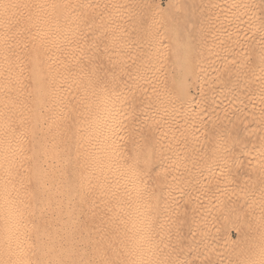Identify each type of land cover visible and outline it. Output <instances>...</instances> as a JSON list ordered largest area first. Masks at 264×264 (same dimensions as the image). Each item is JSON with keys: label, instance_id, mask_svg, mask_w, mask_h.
<instances>
[{"label": "bare ground", "instance_id": "1", "mask_svg": "<svg viewBox=\"0 0 264 264\" xmlns=\"http://www.w3.org/2000/svg\"><path fill=\"white\" fill-rule=\"evenodd\" d=\"M122 1L125 2V0ZM74 2L76 4V0H0V97L7 98L6 101L11 102V106L16 109H13L14 111L12 112L17 113H14L16 116L19 115V118H22L23 116L22 121L23 119H26L27 127L25 124L24 125L26 130H28V133H26L25 130L24 131L26 133L25 135L28 134L27 138L29 139L28 141H26L29 148L26 155L27 158H30L28 159L30 161V164L28 163L29 168H25L24 171L27 169L26 172L28 173V176L26 175L27 173L25 175L30 179L29 181H31V185L29 184L28 186V202L24 200V197H26V195L24 197L22 195V199L24 198L23 201L28 203L27 208L32 211L31 213H33V211L35 210H39L37 212H34L36 216L34 220H32V216H30L31 220L28 218L27 221H31L29 223V230H37L38 233H42L44 231L42 230V227H46L49 220H55L53 224H55L56 226H51H53V229L54 227H57L60 236L64 235L67 239L65 240L66 242L64 243V245L60 244L59 248H57L58 250L56 249L54 251L59 258L75 259L79 255V250L81 248H77V245L75 246L73 240L76 237L75 235L72 236V233L73 231H76V233L78 232L80 235H82L83 233L85 234L86 231L87 235L88 232H90L88 238L92 237L91 239L94 241V246L93 243L91 244L92 246L90 245L91 247H93L92 249H94V255L98 253L99 255H97L99 257L100 255L102 256L107 252V256H109L110 253H112V257L113 255H116L117 258L121 259L122 264H142L145 256L147 258V255H150L148 254L150 248L147 246L150 245L149 243L151 242V240H153L157 234H165L164 232L166 231L168 226H170L172 221V219H170L171 217L167 216L168 214L166 215L167 217L165 216L166 218H163L164 213H162V211L160 212L157 206H161L162 209L159 208L161 210H163L164 206V209L167 210L170 204L175 200V194H173V192L175 193L174 190H177V188L173 187V189L168 185V181L173 176L171 174L172 172H168L166 174L163 173L164 176L161 175L162 173L159 174L158 172V174L161 175L162 179L158 175V179H156L155 177L156 181L150 182L148 178L151 177L149 176L151 175V173L147 174L149 176L148 178L145 177L146 172L148 173V170H150L149 167L160 159L161 154L163 156L166 155L164 154V151L167 152V155L172 154L173 152H175V154L178 153L179 155L178 151H180V154H182L184 159L188 160H194L195 158H193V156L200 157L197 161H199V164L203 165L204 161L201 160V157H203L204 155H208L209 152H205L207 149L210 150L211 148H217L221 144L223 145V143L225 142V145L228 144L229 147L231 146V149L233 150L236 146H244L245 148H249L250 145H252V133L248 136V130H246L247 132L243 130L244 132H242L241 135L239 134V137H237V139H234L235 137L233 133L230 138L229 135L224 139V137L222 138L220 135L221 132L217 130L218 127L216 128V126L212 123V132L209 134V136H207L206 138H204L205 136H201L204 132V127H202V124H204V115L206 114L204 107L206 109L207 107H209V104L210 106L212 103L215 104L214 102H216L217 99L214 100L212 94H214L216 91L214 93L212 92V94L207 91L211 90V87L209 88V84L211 83H209L210 81L207 79L208 83L206 84L209 85L206 86L208 87L207 90L203 88V86H201L203 89H205V91H207V95H205L207 96L205 97L206 100H201L202 102L206 101L205 103H201L199 99L196 100L195 96L190 93L191 86L197 84L196 78H199L197 76L199 75L201 78L205 72L202 71L204 69V67L202 66L204 65L201 66L200 64V66H196L195 64L197 63V61H195V64L193 63L194 65L192 64V61L194 60L191 57L192 54L190 55V57H185V49H182L183 43H180L181 45H179L178 43H175L176 41L174 42L175 44L173 45V47H171V55L169 54L171 58H169L170 56L168 55V59H170V62L167 59L166 61L168 62V65L167 63V66H164V64L162 65L165 70H168L166 69L168 66L169 69L170 67H173V69H175L173 70L174 72L172 71L173 73L169 70L168 73L172 74H168L170 77L167 75V79H169L168 82H162L163 79L167 80L165 79V72L162 81L160 78H158L161 76L159 74L158 77H152L153 79L142 78L133 81L127 79H125V81L123 80L124 77L122 78V81L119 78L113 79L111 77L112 79L110 80V82H106L107 85L103 87L102 85L100 86L99 82H97L95 79H92L93 77L88 78V70H84L85 68L81 65H79L78 67L76 66L77 69L76 67H74L75 69H73V71L71 70V72H69V70L66 71V67L64 66L65 69L63 68V63L67 62L64 61L69 60L70 62L72 61L71 64L76 63L78 65V60L80 61L81 56H85V54L83 53L87 52L85 51V47L87 46L88 50V46L90 44L89 39H77L78 36L76 34L78 32L76 31L79 26L78 22L81 24L82 22H80V20L85 19V17L84 14L82 17L81 13H79L81 16H78L77 13L73 12ZM80 4L81 3H79V5ZM143 10L145 9H142L141 12H139L140 15H138L139 13H136V15L138 16V18L136 16V20L140 19V23L142 22L143 18L141 14L144 15L145 13H142ZM99 11L101 12V10ZM95 12L96 10L94 11V13ZM99 14L101 15V13ZM86 18L88 21H90V23H103V21L106 20L105 18L104 20L99 16H91V18L89 17L90 19L88 17ZM133 20L135 21V19ZM177 37L178 36H176V38ZM178 41L180 42V40ZM111 42L114 43L116 41L112 40ZM186 49L188 50L187 54H190L192 52L189 51L190 48ZM188 57L192 58L193 60L190 61ZM75 60L77 62H75ZM161 71L163 70L161 69ZM91 72H93V70H91ZM245 72L241 73V79L246 85V96L244 98L238 99V102L239 104L241 103V106H245V104L248 105L249 99H251L249 97L252 96V72H250L249 74ZM160 81L164 83V85L159 84ZM217 84H219V82ZM245 85L243 87H245ZM213 90L216 89H212V91ZM200 92L203 93L202 90ZM215 94L216 97L219 95L218 93ZM8 102L7 104H9ZM205 104L207 106H204ZM20 114H22V116ZM60 114L62 118L59 116ZM11 117H13V115ZM16 118H18V116ZM20 123L22 125V122ZM201 131L203 132L201 133ZM228 145L225 147L228 148ZM203 146L208 147L205 150L204 148H202ZM162 147L164 148L162 149ZM203 149L206 154H204ZM166 150H170L172 153H169ZM233 150L230 151L229 156L232 152H234ZM245 151L247 152V150ZM20 153H22V151ZM217 153H219V151ZM212 154H210L211 156L208 157L210 159L212 158L211 160L209 159L210 161H212V163H210L211 165L209 164L206 168L203 167L205 168L204 171L203 168H201V171H203V176L204 174H206V172H208V174L204 177H208V175L210 176L211 174H209V171H213L212 169L217 168L216 166L218 164L219 166L221 165V156L223 161L222 165L224 166L223 155H221L220 153L219 155H216L214 157V155L212 156ZM222 154H224V152ZM183 157L182 159H180L181 157L179 155L180 160H183ZM208 158L206 156V161ZM20 160H22V158ZM200 160L203 162L200 163ZM246 160L247 162L249 161V166L244 164V167L247 166V168L245 169L243 165L240 166V168H244V170L246 171L250 170L251 172L252 157L250 160ZM43 161L47 163L45 164ZM206 161L205 164H207ZM237 161L240 160L237 159ZM42 162L45 164V166L47 165L48 167L43 166ZM53 162H56V164H53ZM231 162L229 161V163ZM67 164H71L70 167H67ZM201 165H199V167ZM180 168L181 169L179 170L181 171H179L180 173L177 174H182L184 178H187V181H189V183L191 184V181H193L192 177L202 174L200 170H197L195 168L196 171H199L197 172L199 174L193 176L195 172L192 171V167H189L187 165H183ZM231 169L233 170V168ZM174 170L176 171V169ZM221 170L223 171V169ZM244 170H242V173ZM233 172L235 173V171ZM229 173H231V171ZM242 173L240 174L241 177ZM247 173L249 172H245V174ZM156 174L157 171L155 172V175ZM168 174H171L172 176L169 175L171 177L167 179ZM235 174H233L232 176H234ZM211 176L207 179L211 180ZM236 176H234V179H236ZM178 177L182 176L179 175ZM225 177V181L227 179L229 181L231 179L232 181H235L233 180V178L230 179L228 178V176ZM53 179H55V182L52 181ZM152 179L154 180V178ZM194 181L197 182V185H200V179H198V181ZM216 181L212 182L213 185L211 184L212 186H214L213 188L212 186L210 187L213 189H211L212 192L207 186V189L209 188L208 190L211 193L210 194L208 192V195L210 194V197H208L210 198V200L217 199L220 193H222L221 195L223 196V192L227 191L229 194L231 193V199L228 198V200L230 199L234 201V199L237 197L236 194L241 193L240 192L234 194V186H229L231 182H225L224 185V183H221L222 181H217V183L219 184H214L216 183ZM195 182L194 184H192L193 187L194 185H196ZM204 183L206 184V182ZM227 184L229 187H227ZM183 185L190 186L185 184ZM234 185H236V183ZM54 186L63 187L57 195H51L50 193V190ZM238 188L239 187L235 189H237L238 191ZM187 190L189 191V189ZM25 191L27 192V189ZM153 194L156 195V200H154L155 202L152 200L154 204H152V201H150V196ZM233 194L236 195L234 196L235 198L233 197ZM221 195L219 198H221ZM239 198H241L240 195ZM226 200L227 199L224 198L219 201L221 209L222 207H224V205H226ZM230 200L228 201V203L230 202ZM207 201L208 202L205 201L207 203V207L208 205L213 206L212 204H208L209 200ZM240 201L239 203H241ZM210 202L213 203V201ZM217 202L218 199L216 200V203ZM29 210L28 212H30ZM42 211L43 213H45L46 211H50V213H53L50 217L51 219L43 222L40 218V214ZM159 212L162 213V216H160L163 219L160 218V220H158L160 216H157V213ZM224 214L226 215V213ZM224 214H222V218ZM227 214L230 215V213ZM82 217L83 220L84 217L86 218V220H89V223H84L86 225H81L80 221H82ZM192 217L194 218V216ZM51 222H49V224ZM26 224L27 223L25 222V225ZM190 225H192V223ZM87 235L86 237L82 235V237L88 239ZM14 236L16 237V235ZM19 238L21 239L20 236ZM17 240L15 242L16 244L13 243V246L15 248L12 247L17 251L14 250L12 252L11 248L9 247L12 253H18L19 248L22 246V243H19L21 245L19 246V248L18 246H15L18 244ZM162 240L158 242L160 243ZM87 241L86 243H84V245L82 244L84 247L88 245ZM89 242L90 241H88V243ZM146 242L149 243L146 244ZM170 243H172V241H170ZM165 245L167 246L168 244ZM155 246H157L156 243L154 247ZM154 247H151L153 251L158 249V246L155 247V250ZM162 247L163 244L161 245V249ZM146 248H149L147 255L144 253L145 255L143 254V256L142 251L143 249H145L146 252ZM168 248L169 246L166 247V249ZM166 249H163V253H165ZM83 250L81 249L82 253ZM90 250L91 248L89 249V251ZM25 251L26 252H24V254L21 251H19V254L15 253V255H11V253H8L11 256L8 255L9 258L7 259L9 263H7L27 264L28 261L26 260L31 252L28 249L26 250V248ZM91 252L93 254V251ZM157 253L159 254L161 252L158 251ZM105 255L103 258H106ZM154 255L155 254L153 252L152 256ZM44 258V256H41L40 260L35 264L43 262ZM99 258L100 261L102 260L104 262L105 259H101V257ZM44 262L47 264L46 261ZM60 264L75 263L72 261L70 263L63 262Z\"/></svg>", "mask_w": 264, "mask_h": 264}, {"label": "rangeland", "instance_id": "2", "mask_svg": "<svg viewBox=\"0 0 264 264\" xmlns=\"http://www.w3.org/2000/svg\"><path fill=\"white\" fill-rule=\"evenodd\" d=\"M81 1L76 0V4L74 2V8H73L74 9L73 12L77 13L78 16L82 15L83 17L84 14L85 17V19H81L83 21L80 20V22H82L81 24L78 22L79 26L76 31L78 33L76 35L78 36L77 39L79 38L81 39L83 38L84 40L89 39L90 44L88 46V50H87V46L85 47L86 48L85 51L87 52L83 53L85 54V56H81L82 60L79 58L80 61L78 60V62L80 64L78 63L77 65L75 63L77 62L76 60L74 62L75 64L73 63L71 64L72 61L70 62L69 60H68L69 62L67 60L64 61L67 62V63H63V68L65 66L66 69L65 68L64 69L66 71L69 70V72H71V70L73 71V69H75L74 67L76 66L78 67L79 65H81L85 68V69L83 68L84 70H88L87 71L88 78L93 77L92 79H95L97 82H99V85L100 86L102 85L103 87H105L112 78L113 79L119 78L122 81V78L124 77L123 80L127 79L133 81L142 78L153 79L156 76L158 77L159 75H161L158 78H160L162 81L165 72H166L165 79H167L169 70L170 72L175 70L173 69V67H170L169 69L168 68L169 66L166 68L168 70H165V68H163L162 66L163 64L164 66L168 65V62L166 60L171 55L170 54L172 49L171 47H173L175 43H178L179 45L183 43L182 49L183 50L185 49L184 51V54L186 55L185 57L187 56L190 57V55L192 54L191 57L194 60L189 57L188 59L190 61L192 60L194 61V62L192 61V64L193 63L195 64L196 63L195 61H197V63L195 64L196 66H200V64L201 66L204 65L202 66L204 67L202 71L205 72L204 73L205 75L203 74L201 78L199 75L197 76L199 77L196 78L197 84L191 86L190 93L193 94V96H195L196 100L199 99L200 101L204 99L206 100L205 97L207 96L205 95H207L206 93L207 91H209V93L211 94L212 92L214 93L216 91L215 93L219 94V95L217 94L219 97L218 96L216 97L215 93L212 94L214 100L217 99L216 102L213 101L215 104L212 103L210 106V104L208 103L209 107L206 108L207 110L204 107L206 114L204 113L205 114L204 122H203L204 124H202V127H204V132L201 131V133L203 132L201 136H205L204 138L209 136V134L212 132L211 131L212 123L213 125L216 126V128L217 127L219 128V129L217 128V130L221 132L220 135L222 138L224 137V139L226 136L229 135L230 138L233 134L235 137L234 139H237V137H239V134L241 135V133L246 130H248L249 132L248 133L246 131L248 136L251 135L252 133L251 135L252 145H250L249 148H245L244 146L243 147L240 146L241 147L240 148L239 146H236L235 147L236 150L235 148L233 150L231 149V146L229 147L228 144L225 145L226 143L225 142L223 143V145L221 144L217 148L215 147L214 148L215 150L211 148L210 149L211 153H210V150L207 149L208 146L207 147L203 146L202 148H204L205 150L207 149L205 152L207 153L209 152L208 155L203 156L205 158L201 157L202 158L201 160L204 161L203 164L204 166L199 164V161H197L200 157L193 156V158H195L194 160L184 159L182 154H180V151H178L181 157L180 159H182L183 157V160H180L178 153H176L178 157L177 158L175 152H173L174 153L173 154L170 150L169 151L166 150L169 153L171 152L172 154L168 153L169 155H167V152L164 151V154H166L168 157L166 155L163 156L161 154L160 159L149 167L150 170H148V173L146 172L145 177L148 178L149 176H151L149 178L151 179L154 178V180L152 179L153 181L148 178L150 182L156 181V179H158L157 178L158 175L161 173H162L161 175H163V173L166 174L168 172L169 173L172 172L171 174L173 176L177 173H180L179 171L181 170L179 169H181L180 167H182L183 165L192 167V171L195 172L193 176L199 174L197 173L199 171H196L195 168L197 170H200L202 174L192 177L193 181L194 180L198 181V179H200L199 181L200 183L198 182L200 185H197L196 184L197 182L194 181L196 184L194 185V187L198 186L196 188H194L192 185L194 184V182L191 181L192 184L189 183V181H187V178L185 179L182 174H177L174 177L171 174L167 175V179L172 176V178H170L169 180L170 182L168 181L169 183L168 185L171 188L173 187L177 188V190L176 189L174 190L175 193L173 192V194H175L174 195L175 200L173 199L174 200L173 203L170 204V206L168 207L169 209L167 208L168 211L164 209V206H163L164 212L163 210H161L162 209L161 206H157V207L158 210H160V212L162 211V213H164L163 218L170 216L171 218L170 217L169 218L172 219V221L170 226H168V228L164 232L165 234L163 233L157 234L155 238L153 237L155 241L152 238L153 239L151 240L152 243L150 241H149L150 243L146 242V244L149 243L150 245L149 246L145 245V246L150 248L149 252H151L152 249L151 247H154L155 243L158 246L155 247H157L158 249H161L162 244L163 247L166 246L165 244H168L166 247L169 246V248L166 249V247L165 248L162 247L161 250L158 249L155 250L154 247L155 251L161 252L159 254L153 251V249L151 253L148 252L149 248L148 249L146 248L147 249L146 252L145 249H143L142 255L144 253L147 255V252L148 254L151 255V256L147 255V258L145 256L143 262L145 264H259V261L262 258H264V0H243V1L242 0H125V2H123L122 0H81ZM79 3L81 4L79 5ZM142 9H145L142 11V13L143 12L145 13L144 15L141 14L143 18H142V22L140 23L141 21L140 19H139L140 21L136 20V16H137L136 13L138 14L139 12H141ZM95 10L98 13L96 12L94 13ZM99 10H101V12ZM79 13H81V15ZM99 13H101V15ZM149 13L151 16L149 15ZM138 15H140V13ZM91 16L94 17L99 16L102 17V19L105 18L106 20L104 19L105 21H103V23L100 22L90 23V21H88L86 17L91 18ZM133 19H135V21ZM176 36L181 38L178 37L176 38ZM112 40L116 41L114 42L115 44L111 42ZM178 40H180V42ZM189 45H193V46H189ZM186 48L188 49L190 48L189 51L192 52L190 54H187L188 50ZM209 52L211 55L209 54ZM204 53L206 56L204 55ZM169 58H171V56ZM169 60L170 59H168V61ZM251 65H252V69H251ZM160 68L163 71H161ZM91 70H93V72H91ZM245 71L247 72V74L252 72V96L249 97L251 99H249L248 105L245 104V106L243 105L241 106L240 105L241 103L239 104L238 99L244 98L246 96L245 95L246 85L243 83V80L241 79L242 77L241 73H244ZM172 73H170L169 75H171ZM204 77L206 81L204 80ZM207 79L210 81L209 83H211L209 84L210 86L206 84L208 83ZM168 80L169 79L167 80L163 79L162 82L164 81L168 82ZM203 80L205 81V84ZM211 80L215 85L211 82ZM161 81L159 84L164 85V83H162ZM214 81L217 83L219 82V84L215 83ZM207 85L209 86V88L211 87L210 88L211 90H207L208 88L206 87ZM244 85L245 87H243ZM201 86H203V88H205L207 91H205V89H203ZM212 89H216V90L212 91ZM201 90L203 93L200 92ZM3 98L4 97L0 99V264H8L9 262L7 258H9V256H11L12 254L13 255H15V253L19 254V251L23 252L24 254V252H26L25 248L26 250L28 249L31 252V254L26 260L28 261L27 264H35L40 260L41 256L45 257L44 261H46L47 264H60L63 262L70 263L72 261L75 264H106V263L122 264L121 259L117 258L116 255H113L112 257L111 255L112 253H110L109 256H107L108 255L107 252L104 253L102 256L101 255L99 256L101 257V259H105L104 262L102 260L101 262L100 258L98 257L99 254L97 253L98 255L97 254L94 255L95 254L94 249H92L93 247H91L92 243L94 246V241L91 239L92 237L88 238L90 232H88L87 235L85 230H84L85 234L84 233L81 234L85 237L87 235L88 239L83 238L82 235H80L78 232L77 235L76 231H73L72 233V236L75 235L76 237V238L74 237L75 239L73 240L75 246L77 245L76 246L77 248H81L82 250L84 249L83 253L81 252V249L79 250L80 253L82 254L79 253V255L75 259H69V258L63 259L57 257L54 251L57 248H59L60 244L64 245V243L66 242L65 240L67 239L64 235L60 236L57 227H54L53 229V226L56 225L53 224L55 220L52 221V219L50 218L53 214L50 213V211H46L45 213H43L42 211L40 214V218L43 222H46L49 219H51L52 221L51 222L49 220V222L51 223L49 224L48 222L46 227L44 226L42 227L43 229L41 228L42 230H44L42 233H38L37 230L34 231L29 230L30 229L29 223L31 221L29 222L27 220L28 218L30 220L31 218H33L32 220H34L36 218L34 212H37L39 210L37 211L35 210L33 211V213H31L32 211H30L29 208H27L28 203H26L28 202L27 199L28 198L27 193L29 189L28 186L29 184L31 185V181H29L30 179L26 177V175L28 176V173L26 171L29 168L28 166L30 164V161L28 160L30 158L29 157L27 158L26 155V153H28L27 150L29 149L28 143L26 142L29 140L27 138L28 134L25 135L26 133H28L27 132L28 130H26L25 128V125L27 127V124H26V119L25 120L23 119V121L25 122L22 121L23 118L22 114H20L22 118H19V115H17L20 120L16 118L17 116L15 114L17 113L12 112L14 111L13 109L15 108L11 106L10 101L9 102L6 101L7 98H4L5 102ZM7 102L10 105L7 104ZM205 102L201 101V103H205ZM5 103L7 104V106ZM204 106L207 105L205 104ZM12 115L13 117H11ZM59 116L61 117V114ZM20 122H22L23 127ZM24 130L26 131V133ZM227 145L228 148L225 147ZM163 148L164 147H162V149ZM230 149L233 150L235 153L232 152L233 154L231 153L229 156V153L231 151ZM245 150H247V152L249 151L248 152L249 156ZM21 151L22 153H20ZM218 151L219 153H217ZM205 152L204 154H206ZM223 152L224 154H222ZM220 153L221 155H223L224 158V166L222 165L223 161L221 155H220L221 156L220 164L224 168L221 165L219 166L218 164L216 166L217 168L212 169L213 171L215 170L214 172L210 170L209 174L212 175V176L210 175L212 178L211 180L209 179L210 180L209 181L207 179L208 177H210L209 175L208 177L207 176L204 177L205 175L208 174V172H206V174H204L203 176L204 169L210 163H212V161H210L212 158L210 159L208 157L211 156L210 154H212V156L214 155L215 157ZM206 156L208 158L207 161L210 159L209 160L210 162L206 161ZM227 156L231 157L232 160ZM250 156L252 157L251 172L250 170L248 171L244 170V168L245 169L247 168V166L244 167V164L245 165L249 164L248 163L249 161L247 162L246 159L250 160L251 159ZM21 158L22 160H20ZM6 159L7 160L9 159L10 161L8 160L7 162ZM226 159L229 160L227 161ZM233 159L234 161L235 160L236 161L234 162ZM237 159L240 161H237ZM201 160L200 163L203 162ZM205 161L207 164H205ZM229 161L232 162L229 163ZM44 163L46 164L47 162ZM44 163L43 166H45ZM54 163L56 164V162H53V164ZM70 165L71 164H67L66 166L70 167ZM199 165L201 166L199 167ZM242 165L244 167V168L242 167L243 169L240 168V166ZM45 167L48 166L46 165ZM218 167L219 168L221 167L220 172ZM25 168L27 169L24 171ZM201 168H203V171H201L202 170ZM231 168H233V170ZM174 169H176L177 172ZM221 169H223V171ZM229 170L231 171V173L235 171L236 174L234 172L232 174L229 173L230 172ZM242 170H244L243 173ZM156 171H157L156 174L157 176L155 175ZM245 172H249V173L245 174ZM149 173H151V175L148 176L147 174ZM241 173H242V177L240 175ZM233 174H235L234 176L238 175L236 176V179H234V176H232ZM161 175H159V177L162 179ZM179 175L182 177H178ZM225 176H228V178L230 179L233 178V180L235 181L237 180V181L236 182L232 181V179L230 181L228 179L225 181L226 179ZM216 180L218 182L222 181L221 183H224V185L225 182L227 183L235 182L236 185H234L235 183L234 184L232 183L233 185L230 183L229 186L230 187L234 186L235 188L239 187L238 191L233 187V190L235 192L234 194L241 192L240 194H236L238 198L236 197L237 198L236 199L234 197L236 195L233 194V197L235 199L234 201L230 200L231 193L229 194L226 191L223 192L224 193L223 196L221 195L222 193H220L221 198H219L220 197L219 195V197L217 198L218 199L217 203H216L217 199L210 200V198H208L210 197L209 195L211 194L209 190H211L214 187L212 186L213 185L212 182ZM52 181L55 182V179H53ZM202 181L206 182V184ZM217 181L214 184H219L217 183ZM183 184L190 186H184ZM207 186L209 188L212 186V188L210 189L208 188L209 189L208 190ZM229 186L227 184V187ZM62 188L63 187L54 186L50 190L51 195H57ZM26 189L27 192L25 191ZM187 189H189V191ZM208 192L210 193L209 195ZM22 195L23 197L26 195V197H24L25 199L23 198L26 202L23 201ZM239 195L241 198H239ZM150 197H151L150 201L156 200V195L153 194ZM224 198H226L227 200L228 198H230L229 200L230 202L232 201L231 203L233 205L230 202L228 203L229 200L228 201L226 200V205H224L225 208L221 206L222 207L221 209L219 205L220 204L219 201ZM207 200H209L208 204H212L213 206L208 205L207 207V203H206L208 202ZM237 200H239L241 203H239V201ZM153 201L152 204H154ZM210 201H213V203H211ZM28 210L30 212H28ZM159 213H157L158 214L157 216L160 215L162 216V213L160 214ZM224 213H226L227 216ZM227 213H230V215ZM222 214H224L223 218H222ZM30 216L32 217L30 218ZM161 216L159 217L158 220H160ZM192 216H194V218ZM25 222L27 223L26 225ZM80 222L81 225H86L89 223V220H86L85 217L83 220L82 217V221ZM191 223L192 225H190ZM14 235H16V237ZM18 235L21 237V239L19 238ZM161 235L162 237L164 235V237L162 238ZM165 236L167 239L165 238ZM168 238L170 241H172V243H170ZM15 239L16 240L18 239L17 245H15L16 244ZM87 240L90 241L89 242L90 244L88 243ZM160 240H162L160 242L162 244L158 242ZM86 241L88 245L85 246L86 247L85 248L83 245L84 243H86ZM163 241L164 242L166 241L165 244ZM13 243H15L14 245L18 246V248L19 246H21L20 244L22 243V246L19 248L18 253L17 252L12 253L14 250H16L12 248L14 247ZM9 247L11 248L12 252L9 249ZM88 248L89 249L91 248V250L89 251ZM163 249H166L165 253H163ZM91 251H93V254ZM153 252L155 254L154 256H152ZM8 253H11V255ZM104 255L106 256V258H103ZM44 261L40 262L39 264H46ZM143 262L142 264H144Z\"/></svg>", "mask_w": 264, "mask_h": 264}, {"label": "snow or ice", "instance_id": "3", "mask_svg": "<svg viewBox=\"0 0 264 264\" xmlns=\"http://www.w3.org/2000/svg\"><path fill=\"white\" fill-rule=\"evenodd\" d=\"M259 264H264V258L259 261Z\"/></svg>", "mask_w": 264, "mask_h": 264}]
</instances>
